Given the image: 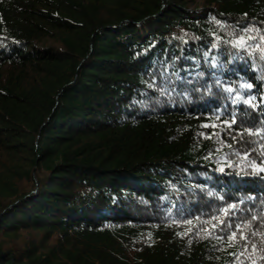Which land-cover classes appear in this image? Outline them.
Masks as SVG:
<instances>
[{
  "label": "trees",
  "instance_id": "obj_1",
  "mask_svg": "<svg viewBox=\"0 0 264 264\" xmlns=\"http://www.w3.org/2000/svg\"><path fill=\"white\" fill-rule=\"evenodd\" d=\"M261 37L264 0H0V264H264Z\"/></svg>",
  "mask_w": 264,
  "mask_h": 264
},
{
  "label": "snow or ice",
  "instance_id": "obj_2",
  "mask_svg": "<svg viewBox=\"0 0 264 264\" xmlns=\"http://www.w3.org/2000/svg\"><path fill=\"white\" fill-rule=\"evenodd\" d=\"M248 33H251V29L247 30ZM250 39H253V37L251 35H248L247 36V39L245 36H240L239 39L236 41L235 45L234 46H239V47H245L247 45V40H250ZM261 41L262 43L260 44H257L255 47L257 50H259L261 52V59H264V37H261ZM247 87L251 88V85H247ZM229 92H231L232 90L231 89H228ZM237 99H240L239 97H237ZM254 100H255V97H251L249 99H246L244 100L243 102L246 103V104H249L250 106H255L254 105ZM232 123H235V119H233L231 122H228V121H225V124H227L228 127H231V124ZM215 125H213L214 127ZM204 127H209V125H204ZM247 131V130H246ZM249 135H256V136H259V135H262L264 133L260 132V131H257V132H248ZM242 135V134H241ZM259 171H264V168H260L258 169ZM225 211L227 212L228 209H225ZM228 227H231V225H228ZM249 225H237L236 226V229L234 231H232L230 233V235L227 237L228 241L230 244H234L237 242V235L238 233L240 234L239 235V239L240 240H243L245 242V248L247 247V243H248V240H249V237L243 235L244 233V230L246 228H248ZM252 235H257L256 232H252ZM220 239H223V237H220ZM253 248H255V245H253Z\"/></svg>",
  "mask_w": 264,
  "mask_h": 264
}]
</instances>
